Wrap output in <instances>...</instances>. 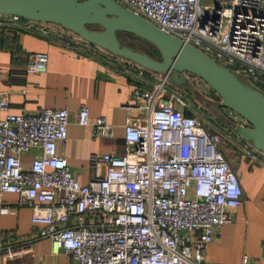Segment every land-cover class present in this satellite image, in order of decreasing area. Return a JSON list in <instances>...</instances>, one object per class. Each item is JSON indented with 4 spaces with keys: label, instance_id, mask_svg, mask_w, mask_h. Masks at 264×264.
Segmentation results:
<instances>
[{
    "label": "built area",
    "instance_id": "1",
    "mask_svg": "<svg viewBox=\"0 0 264 264\" xmlns=\"http://www.w3.org/2000/svg\"><path fill=\"white\" fill-rule=\"evenodd\" d=\"M117 1L264 93V0ZM3 16L76 52L98 58L108 53L113 63L122 64L120 58L140 76L150 72L60 25ZM48 65L49 55L37 52L26 70L43 73ZM2 75L0 70V82ZM161 76L151 87L137 89L138 102L128 106L138 114L125 125V154H93L92 165H104L106 172L86 184L58 153L69 136V110L11 113L8 94L0 92V212L10 209L3 194H17L31 208L33 224L41 226L16 242H4L0 230V264H11L38 240H49L53 254L74 264H210L207 248L234 221L243 188L222 150L224 133L207 128L185 96L167 88L174 86L170 78ZM234 114L237 125H249ZM77 122L92 127L97 138L114 135L107 117L92 121L85 104ZM231 135L238 136L233 128ZM245 141L252 159L264 156ZM27 153L34 154L28 167L22 160ZM242 264H249L248 256Z\"/></svg>",
    "mask_w": 264,
    "mask_h": 264
},
{
    "label": "crops",
    "instance_id": "2",
    "mask_svg": "<svg viewBox=\"0 0 264 264\" xmlns=\"http://www.w3.org/2000/svg\"><path fill=\"white\" fill-rule=\"evenodd\" d=\"M202 3L210 5L214 0ZM37 52L49 55L48 70L28 73L29 57ZM0 70L3 74L0 92L8 94L11 113L35 114L45 108L69 110V136L66 142L58 144V153L68 159L72 171L85 184L94 180L98 172H106L104 165H92L93 154H125V125L138 114L128 106L138 102L137 89L151 87L157 80V74L147 72L140 76L139 70L126 64L66 48L54 38L27 29L25 22L15 24L3 15H0ZM83 104L90 108L92 121L105 116L115 126L112 137L97 138L92 127L78 124ZM208 128L224 133L222 150L238 174L243 202L232 211L234 221L224 225L218 239L208 246L206 260L210 264H242L244 256H248L249 264H264V156L252 159L247 154V142L231 135L232 128L226 122L214 121ZM33 158V153L23 155V164L30 166ZM3 201L10 208L0 212L4 242L26 240L41 229L33 224L32 210L20 196L3 194ZM11 264H74V261L62 253L53 254L49 240H38Z\"/></svg>",
    "mask_w": 264,
    "mask_h": 264
},
{
    "label": "water",
    "instance_id": "3",
    "mask_svg": "<svg viewBox=\"0 0 264 264\" xmlns=\"http://www.w3.org/2000/svg\"><path fill=\"white\" fill-rule=\"evenodd\" d=\"M0 15L60 25L114 56L168 76L175 86H187L189 75L202 78L220 96V107L231 109L249 123L245 126L233 122L231 128L264 153V93L117 0H0ZM120 32L150 42L158 49L161 59L123 45ZM209 104L204 102L206 107Z\"/></svg>",
    "mask_w": 264,
    "mask_h": 264
},
{
    "label": "rangeland",
    "instance_id": "4",
    "mask_svg": "<svg viewBox=\"0 0 264 264\" xmlns=\"http://www.w3.org/2000/svg\"><path fill=\"white\" fill-rule=\"evenodd\" d=\"M118 35L123 45L132 47L141 52L149 53L153 55L155 59H161V55L158 49L150 42L127 32H120ZM104 54L105 57L114 59V57H112L110 54ZM118 60H120L119 63L121 62L122 64H127L122 62L120 58H118ZM156 76L157 80L159 78H162L161 75ZM241 78L245 82H248L245 77L241 76ZM174 86L168 84L167 88H172V92L185 96V99L187 103L191 106V108L196 111L198 110L197 112H200L204 115L205 125L207 128L209 127L210 123L214 121L219 123L223 121L229 124L230 126L233 124L234 120L232 116L235 115V112L231 109L222 108L219 106L218 101L221 100L220 96L202 78L196 75H189V83L187 86H178L181 88H175ZM204 102H209L210 104L206 107L204 106Z\"/></svg>",
    "mask_w": 264,
    "mask_h": 264
},
{
    "label": "trees",
    "instance_id": "5",
    "mask_svg": "<svg viewBox=\"0 0 264 264\" xmlns=\"http://www.w3.org/2000/svg\"><path fill=\"white\" fill-rule=\"evenodd\" d=\"M119 36V35H118ZM149 54V53H148ZM149 55H151V54H149ZM152 57H154L153 55H151ZM235 170V169H234Z\"/></svg>",
    "mask_w": 264,
    "mask_h": 264
}]
</instances>
